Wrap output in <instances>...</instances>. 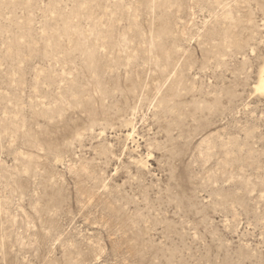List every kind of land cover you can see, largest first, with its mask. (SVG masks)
Masks as SVG:
<instances>
[{"label": "rangeland", "instance_id": "1", "mask_svg": "<svg viewBox=\"0 0 264 264\" xmlns=\"http://www.w3.org/2000/svg\"><path fill=\"white\" fill-rule=\"evenodd\" d=\"M263 68L264 0H0V264H264Z\"/></svg>", "mask_w": 264, "mask_h": 264}, {"label": "bare ground", "instance_id": "2", "mask_svg": "<svg viewBox=\"0 0 264 264\" xmlns=\"http://www.w3.org/2000/svg\"><path fill=\"white\" fill-rule=\"evenodd\" d=\"M257 89L258 90H264V68H263V73L262 75L260 76V79H259V82H258V85H257ZM134 133V132H133ZM129 135H132V132L131 134ZM128 138V137H127Z\"/></svg>", "mask_w": 264, "mask_h": 264}]
</instances>
